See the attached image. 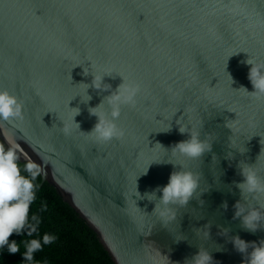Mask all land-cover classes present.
<instances>
[{"label":"water","instance_id":"95a60500","mask_svg":"<svg viewBox=\"0 0 264 264\" xmlns=\"http://www.w3.org/2000/svg\"><path fill=\"white\" fill-rule=\"evenodd\" d=\"M248 58L264 62V0H0V90L23 105L22 119L0 121V140L19 146L20 162L40 165L42 184L115 264H186L201 249L213 264H244L231 238L264 240V228L251 233L233 219L234 205L246 203L239 165L257 162L264 176V98L236 91H254ZM92 72L110 87L90 86L83 103ZM123 78L141 86L135 107L122 106L116 121L127 134L94 143L87 133L98 120L88 109ZM177 123L200 126L211 150L199 160L173 155L189 139ZM180 166L199 173V188L163 224L145 194Z\"/></svg>","mask_w":264,"mask_h":264},{"label":"clouds","instance_id":"9594fccd","mask_svg":"<svg viewBox=\"0 0 264 264\" xmlns=\"http://www.w3.org/2000/svg\"><path fill=\"white\" fill-rule=\"evenodd\" d=\"M242 63L245 66H250L247 78L254 91L250 93L243 86L236 91L243 90L249 97L256 100L264 98V62L248 58ZM92 75L91 85L84 84L86 85L85 96L87 99L85 100L80 96L83 103H87L91 99L87 95V89L90 86L97 90H108L110 87L107 84H102V79L106 75H97L93 72ZM231 82L233 83L232 79ZM140 92L141 86L138 83L130 80L126 81L123 78V83L115 92L106 97L98 106L88 109L90 116H94L98 120L92 130L87 133L94 143L107 144L113 140L122 141L125 138L126 130L118 126L116 121L120 118L122 106L135 107L136 98ZM22 109L23 105L17 96L7 90H0V121L10 122L22 119ZM73 109L75 110L74 117H76L79 115V109ZM177 125L178 132L181 135L187 133L189 139L172 146L171 153L173 155L178 153L189 160H199L206 151L211 150L209 141L200 139L201 121L198 128H194L192 125L189 128V125L182 123H177ZM62 131L65 135H70L68 127L64 126ZM169 131H171L170 124L161 132ZM231 147H233L232 140ZM233 148L238 149L240 153L245 151L244 147L242 150L239 147ZM19 161L20 149L17 144L14 142L9 143L5 147L3 143H0V253L5 250L9 254L20 252L24 264H38L35 261V254L43 251L44 247L55 243L57 236L51 233L41 235L39 231L42 223L41 216L37 213L30 215V209L37 199L39 184L36 181L41 175L40 165L30 159L23 165ZM256 164L254 166L244 163L239 165L243 182L236 184V187L241 191L242 199L246 203L238 201L234 205L235 213L233 217V219L240 218L243 228L251 233H255L259 228H264V207L259 203L260 197L264 196V176L261 175ZM173 166L175 167L176 164H173ZM146 172L147 170L143 174H146ZM199 181V173L183 170L180 166L179 170H175L170 174L168 183L165 186L158 187L151 193L145 194L148 201L155 202L153 213L157 215L163 224L165 220L172 223L175 219L174 210L187 205L194 194H197ZM157 193H160L159 198ZM249 201H256V203L250 204ZM222 207L227 210V203L225 202ZM45 211H47L46 202L40 206V212ZM227 231V229L224 230L225 233ZM205 233L207 235V232ZM13 234L17 236L26 234L28 239H23L18 244L15 240H9ZM231 243L234 249L245 257L244 264H264V240H260L258 243L246 242L239 236H234L231 238ZM21 245L24 249L22 252ZM250 248L251 251L249 252ZM186 264H213V261L209 253L201 249Z\"/></svg>","mask_w":264,"mask_h":264},{"label":"trees","instance_id":"16d2710c","mask_svg":"<svg viewBox=\"0 0 264 264\" xmlns=\"http://www.w3.org/2000/svg\"><path fill=\"white\" fill-rule=\"evenodd\" d=\"M0 143L3 142L0 140ZM19 163L24 164L20 161ZM36 183L39 184V189L30 215L37 213L41 216V235L51 233L57 236V240L36 253L35 261L38 264H115L98 235L68 203L64 202L60 194L48 183L42 184L41 176ZM45 202L47 211L40 212V206ZM23 239H28L26 234H13L9 238L18 244ZM23 250L21 245V252ZM0 264H24V261L20 252L9 254L5 250L0 253Z\"/></svg>","mask_w":264,"mask_h":264}]
</instances>
